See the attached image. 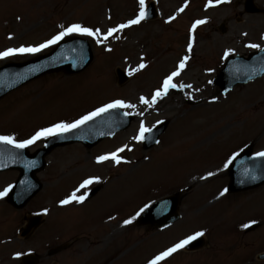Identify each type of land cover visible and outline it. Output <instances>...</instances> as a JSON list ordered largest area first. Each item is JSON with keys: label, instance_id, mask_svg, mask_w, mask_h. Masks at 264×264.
I'll use <instances>...</instances> for the list:
<instances>
[{"label": "rangeland", "instance_id": "rangeland-1", "mask_svg": "<svg viewBox=\"0 0 264 264\" xmlns=\"http://www.w3.org/2000/svg\"><path fill=\"white\" fill-rule=\"evenodd\" d=\"M245 1L228 0L216 4L221 7L216 10L209 6V0H145L144 9L155 2L159 12L156 20L142 19L108 35L110 29H118L121 24L139 18V0H0V52L45 44L74 24L99 30L96 37L79 33L72 36L89 40L93 48L94 59L87 70L74 75L51 73L0 100V136H11L16 142H22L41 129L74 123L116 100L135 105L122 108L135 120L112 140L90 150L73 144L52 152L46 159L47 168L37 175L43 190L24 209H14L6 199L0 201V264H19L18 253L25 255L33 251L44 258L41 264L68 261L77 250L81 253L71 261L73 264L76 260L80 264H96L105 262L104 253L114 252V246L122 255L117 264H149L197 232L204 233L207 245L203 249L177 250L159 264H264V260H258L264 254V186L221 196L229 184L227 170L212 175L199 186L182 181L191 170L211 165L219 157L227 158L226 169L227 162L249 143L254 142V153L264 152V78L240 85L226 95L215 85V78L230 56L249 57L264 50V15L247 13ZM253 1L264 8V0ZM199 20L207 22L196 25ZM248 44H258L260 48H249ZM54 48L52 44L36 55L25 53L0 59V67L34 59ZM228 50L232 54L225 59ZM182 62L183 69L179 67ZM141 64L145 67L137 71ZM117 69L131 73L122 86L118 84ZM173 72H179L172 80L176 88L157 97L151 107L140 102L141 97L152 101L155 92L162 90L164 80ZM207 85L211 86V93H206ZM239 95L246 96L254 107L241 110ZM164 99L165 103L159 106ZM214 101L215 106L211 104ZM241 112L244 115L237 125L218 134L221 136L208 145L195 148L190 140L192 135V139L201 133H204L203 139L213 136L229 124L228 114L234 117ZM164 121L168 122V129L152 149L145 150L143 141L134 139V131L141 124L152 130ZM223 140L225 143L220 144ZM43 142L30 147V152L42 147ZM121 148L124 151L118 152ZM229 152L232 153L226 157L225 153ZM112 153H117L121 163L97 162L98 157ZM132 170L136 172L134 181L124 182L125 174ZM18 176L17 171L0 174V188H9ZM84 177L85 180L98 178L99 183L80 188L78 183ZM157 181L166 183L153 192ZM95 185L102 189L92 203L80 209L72 205L73 212L61 205V200L78 189L86 191ZM175 193L182 195L179 222L163 231L131 223L115 235V244L107 246L110 251L105 246V251L98 255L97 245L103 243L99 236L92 241L93 234L103 231L93 232L92 226H86L98 223V218L107 213L119 216L122 223V218L132 219L145 205ZM40 212L63 215H55L51 224L46 221L49 231L46 224L30 240H22L19 230L26 218ZM251 221L257 223L247 232L248 228L243 225ZM71 228L69 233L55 236ZM80 230L84 232L83 237L77 238L64 255L51 258L46 255L48 248L68 243ZM50 232L55 234L52 236ZM92 243L95 246L90 248ZM129 249H133L131 254L124 258Z\"/></svg>", "mask_w": 264, "mask_h": 264}, {"label": "water", "instance_id": "water-1", "mask_svg": "<svg viewBox=\"0 0 264 264\" xmlns=\"http://www.w3.org/2000/svg\"><path fill=\"white\" fill-rule=\"evenodd\" d=\"M248 1L247 12L260 13V10L253 6L252 1ZM155 17L156 12L154 6L151 5L145 18L153 20ZM92 61L93 54L87 43L80 40L63 42L50 56L43 57L28 65H10L0 70V99L24 84L50 72L60 70L69 74L83 72ZM118 75L119 83L124 84L127 81V76L120 71ZM262 76H264V52L253 55L249 60L232 59L227 63V68L220 73L216 84L226 94L237 85L247 84ZM132 120V117L123 114L119 109L109 110L72 131L50 139L46 149L39 151L37 155L32 157L24 149H12L0 143V171L15 169L21 172L18 184L9 197V202L21 209L38 194L41 185L37 181L36 174L44 169V158L54 149L75 142H83L90 149L102 140L112 138L117 133L126 130ZM167 125L168 123L165 122L159 129L149 134L148 140L145 141V149H150L158 142ZM251 152L252 148L246 149L230 167L228 193H237L264 185V158H252ZM253 177L255 178L253 179ZM96 192L97 190L93 195ZM180 201V197L175 196L156 203L141 216L138 224L158 228H165L173 224L179 219ZM38 226V219L31 220L28 228L24 230V235L29 234ZM203 245V240H198L191 244L188 249L197 250ZM35 263L36 260L32 257L24 259V264Z\"/></svg>", "mask_w": 264, "mask_h": 264}, {"label": "snow or ice", "instance_id": "snow-or-ice-1", "mask_svg": "<svg viewBox=\"0 0 264 264\" xmlns=\"http://www.w3.org/2000/svg\"><path fill=\"white\" fill-rule=\"evenodd\" d=\"M228 2V0H215V4H219V3H225ZM140 6H141V12L139 14V18L138 19H134L128 22V24H121L119 26L118 29H110L108 32V35H112V33L119 31L120 29L129 27L130 25H135L138 24L140 22V20L145 18V11L144 9V5H145V0H139ZM209 6H215L213 4V0H209ZM181 11H183V8L181 9ZM207 21L205 20H199L196 22V25H202L204 23H206ZM193 30H195V25ZM79 33L81 35H87V36H92V37H96L99 35V30L97 29L96 31H93L90 28L87 27H83L79 24H74L69 26L68 28H66L64 31H61L57 36L53 37V39L47 41L45 44H41L38 47H21V48H10L4 52H0V59H3L5 57H9V56H13L16 54H25V53H36L41 51L42 49L57 43L59 40H62L66 35H70L72 33ZM105 39H107V36H105ZM99 42V41H98ZM247 47L249 48H260V45L258 44H248ZM189 52L191 51V45H189ZM232 54V50H228L225 52L224 54V58L227 59V57L229 55ZM188 57H185V60H187ZM145 65L141 64L139 65V68L137 69V71H139V69L144 68ZM181 69H183L184 67V63L182 62L179 66ZM131 74V73H129ZM179 75V72H173L169 77H167V79L164 80L163 85H162V90H157L155 92V95L152 98V101H149L147 99H145L144 97L140 98V102L143 104L148 105L149 107L152 106V104L155 103V100L157 97H161L162 95H167L168 94V90L172 89V88H176L177 85L174 84L172 82L173 77ZM190 87V86H189ZM135 105L133 104H126L124 101L121 100H116L113 103L107 104L104 107L97 109L95 112L90 113L87 116H84L82 119L75 121L74 123L68 124V123H60V124H56L51 128H46L43 129L39 132H37L34 136H32L30 139L28 140H24L22 142H16L15 139L11 136H0V143L3 144H11L13 145L15 148L18 149H23L28 147L29 145L35 143L38 139H40L41 137H50V136H54V135H60L62 133L65 132H69L74 128H78L80 127L83 123L87 122L88 120L92 119L95 116L100 115L103 112H107L110 109H117V108H134ZM129 113H125V115H128ZM151 131V129H147L143 126V124H141L140 127V132L139 135L137 137H134V139L138 140V141H143L145 139V133ZM126 147V146H125ZM124 148H121L118 150V152H123ZM238 155V154H237ZM257 157L260 158H264V152H258L256 154ZM113 160L115 163L119 164L121 163V158H119L117 156V153H112L109 155H105V156H100L98 157L97 162H104L107 160ZM233 160L235 159V156L232 158ZM34 163V162H33ZM232 160H229L227 162V164H231ZM226 164V166H227ZM213 175V173H209V176ZM255 177H253L254 179ZM93 182L99 183V179L98 178H93V179H88L85 180L81 185L80 188H87L88 185L92 184ZM11 190V186L7 189H5L3 192H0V198H3L4 196H6L8 194V192ZM79 191V189L77 190ZM225 192H227V189L224 190V192H221L220 195L223 196L225 194ZM86 199V196L81 194V195H77L76 192H73L71 194V196L69 198H66L64 200H61V205H67L72 203L73 201H75L76 203H83ZM147 207V206H146ZM141 212L144 211V209L142 208L140 210ZM139 215V213L137 214ZM135 219V218H133ZM133 222L132 219H128L124 221L125 225L131 224ZM255 223H257V221H251L249 223H246L243 225V227L245 229L252 227V225H254ZM204 233L203 232H197L196 234L189 236L187 239L181 241L180 243L176 244L174 247L169 248L168 250H166L165 252H162L160 255L156 256L153 260H151L149 262V264H159L160 261L164 260L165 258L171 256L174 252H176L177 250L185 247L186 245L190 244L192 241L196 240L197 238L203 236ZM20 254H17V257H19Z\"/></svg>", "mask_w": 264, "mask_h": 264}, {"label": "bare ground", "instance_id": "bare-ground-1", "mask_svg": "<svg viewBox=\"0 0 264 264\" xmlns=\"http://www.w3.org/2000/svg\"><path fill=\"white\" fill-rule=\"evenodd\" d=\"M214 5L215 6H210V7H212V9H216V10H218V9L221 8L219 5H216V4H214ZM210 87H211L210 85H207V88H205L206 93H211L212 90L210 89ZM263 89L260 90L259 92L263 91ZM246 93H247V91H245V94ZM240 96H241V101H240L241 103H240V105L242 106V109L241 110L246 111V110L254 107V105L251 104V101L248 98L246 99V96L239 95V97ZM164 103H165V99L164 100H161L159 102V104H160L159 106H161V104L163 105ZM211 104L213 106H215L216 101H214ZM262 114L264 116V113H262ZM242 115H244V113H242V112L239 113V114H237L234 117H233L232 114H228L227 115V119H228L229 124L226 126V128H223V129L219 130L218 133H215L213 136H210V137H208L206 139H203L202 134H204V133H201L195 139H192V136L193 135L192 136L191 135H186V137H190L191 136L190 137V140H191L192 143L195 144V148H200V147H202L204 145H208L209 143L213 142L217 136H221V135H218V134L223 133V132L227 131V129H229L231 127H234L235 125H237L240 122V118H241ZM262 122H264V120H262ZM220 123H219V125H220ZM134 132H135V135H137V136L139 135V131L137 129H135ZM191 132L192 131H190L189 133H191ZM171 136L172 137L174 136L173 132H172ZM229 139H230V136L227 138V140L229 141ZM169 140H171V137L169 138ZM168 141H167V143H168ZM222 143H225V141L223 140L222 142H220V144H222ZM233 147L234 146H232V150H233ZM229 153H227V154L225 153V156H227ZM133 162H135V159L131 163H133ZM107 163H109V164L111 163L110 165H113L114 164V161L111 160V159H109V160H107ZM75 171L76 170H74V172ZM223 171H224V160H222V159H219L218 160L217 159V161L215 163H212L211 165H205L202 168H199V169H196V170L195 169L194 170H191L190 172H188L185 175L184 178H182V181L185 184H187V183L190 184L191 183L193 185H198L199 186V185L205 184L208 181V179L212 176V175L209 176V173H213V175H214L216 173L217 174H221ZM135 173L136 172L132 170V171H129L128 174H125V176L123 178L124 179V182L130 183V182L134 181V179L136 177L135 176L136 175ZM156 183H157V186H161L164 183H166V181H157ZM5 189H6L5 187H3V188L1 187L0 188V192H3ZM4 197L3 198H0V201L2 199H4ZM106 219H107V216L105 215V216L99 217L98 218V221H99V223H104L106 221ZM106 226H108V223L106 224ZM109 227H110V231L111 232L105 234V231H103V234L101 235L102 243L103 244L101 246V250H99V251H102L103 250V246H106L109 242H112V240H113V242H115V239H116L115 238V235L117 234V228L121 227V225H120V223H112L111 225H109Z\"/></svg>", "mask_w": 264, "mask_h": 264}]
</instances>
